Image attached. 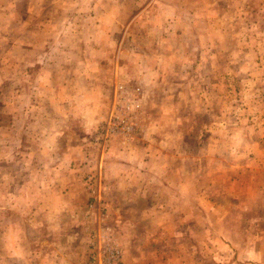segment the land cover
Here are the masks:
<instances>
[{"label": "rangeland", "instance_id": "rangeland-1", "mask_svg": "<svg viewBox=\"0 0 264 264\" xmlns=\"http://www.w3.org/2000/svg\"><path fill=\"white\" fill-rule=\"evenodd\" d=\"M87 1L0 0V245L264 264V0Z\"/></svg>", "mask_w": 264, "mask_h": 264}, {"label": "crops", "instance_id": "crops-1", "mask_svg": "<svg viewBox=\"0 0 264 264\" xmlns=\"http://www.w3.org/2000/svg\"><path fill=\"white\" fill-rule=\"evenodd\" d=\"M88 2L89 1L86 0V3ZM138 10L142 11L143 7H140ZM138 10L136 12H138ZM27 41H31V38H29ZM44 56L45 54H43V51H39L38 59ZM34 59L37 58L31 57L28 59V66L32 61H34ZM58 70H62L61 65L58 63H55L54 67L50 71L45 68L43 71L44 81L46 78L50 77L51 74H56ZM26 71L29 72L30 70L26 68ZM159 218L165 219V221L170 220L169 217L168 219L166 217ZM65 220L66 218L62 217V222ZM11 222L15 223L17 221L11 220ZM17 227L14 224L12 225L13 229H16ZM45 228L46 225L44 224V227H39L38 231H31L27 228L23 231L16 229L18 234L15 236V239L17 240V238H22V240L16 241L14 237H10V240H7L4 244L0 245V264H32L31 258L34 253H31V250L33 249L31 247V239L32 237H35V234H37L46 241L45 235H42V232L45 233L46 231ZM7 232H9V230H7ZM64 234L69 235V241L66 242V240H62L61 245L56 246L57 252H52L51 248L44 246V243H42L40 240L41 242L38 243L40 247L37 251H35V253H39L38 258L42 264H48L49 262H51V264H85L88 249L85 248L83 252L81 251L82 247L78 243L74 231H71L70 234ZM64 238V236L61 237V239ZM123 242L126 244V246H124L123 252L121 250L123 264H170L168 263L170 262L169 260H163L162 256H160L161 253L166 254V252L162 251L165 249H170V247H160L159 249L144 248L137 244V242L133 244V239L128 240V238H125ZM172 255H175V252H172ZM185 256L188 257L189 260L191 257V252L188 251ZM185 256H183V259H185ZM87 264H91L90 261H88ZM234 264H238V262H235Z\"/></svg>", "mask_w": 264, "mask_h": 264}, {"label": "built area", "instance_id": "built-area-1", "mask_svg": "<svg viewBox=\"0 0 264 264\" xmlns=\"http://www.w3.org/2000/svg\"><path fill=\"white\" fill-rule=\"evenodd\" d=\"M104 237L111 238L110 235L104 234ZM102 248L97 250L91 256V264H117L122 259V252L115 242L104 243Z\"/></svg>", "mask_w": 264, "mask_h": 264}]
</instances>
